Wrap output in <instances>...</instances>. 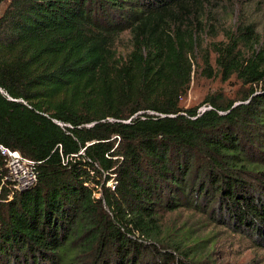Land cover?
Instances as JSON below:
<instances>
[{"label": "trees", "instance_id": "obj_1", "mask_svg": "<svg viewBox=\"0 0 264 264\" xmlns=\"http://www.w3.org/2000/svg\"><path fill=\"white\" fill-rule=\"evenodd\" d=\"M1 5L0 145L33 161L37 181L12 191L0 155V264H59L73 235L80 253V237L99 258L111 247L102 264H188L159 215L214 202L222 225L264 249V52H242L253 40L214 49L248 95L208 96L202 112L180 100L199 47L182 27L203 0Z\"/></svg>", "mask_w": 264, "mask_h": 264}, {"label": "rangeland", "instance_id": "obj_2", "mask_svg": "<svg viewBox=\"0 0 264 264\" xmlns=\"http://www.w3.org/2000/svg\"><path fill=\"white\" fill-rule=\"evenodd\" d=\"M4 8L5 5L0 6V15ZM182 28L196 31L199 47L192 56L191 82L180 106L184 109L200 107L199 111L203 112L206 108L202 104L208 96H217L226 103L235 100L234 106L242 103L239 100L248 95L251 86L244 84L236 74L225 80L215 62L214 49L229 44L230 38L236 39L243 33L242 38L253 40L250 47L242 44L246 57L264 52V0H203L199 14H192L184 20ZM116 49L122 56L127 53L130 49L128 33L120 36ZM206 59L209 60V69ZM261 88L262 84L253 86L254 90ZM113 184L110 180L106 186L112 187ZM216 208L214 202L210 207L194 205L160 213L164 238L186 252L184 255L175 250L177 259L188 264H192L191 260L193 264H264V249L256 247L251 237L234 233L222 225L219 220L223 221V218L218 216ZM73 237L58 253L61 257L59 264H102L104 260L113 261L116 257L110 247L104 258H99L96 246L91 247L84 237H80L79 244L85 241L86 252L80 253L74 246Z\"/></svg>", "mask_w": 264, "mask_h": 264}, {"label": "built area", "instance_id": "obj_3", "mask_svg": "<svg viewBox=\"0 0 264 264\" xmlns=\"http://www.w3.org/2000/svg\"><path fill=\"white\" fill-rule=\"evenodd\" d=\"M0 155L5 162L4 183L10 185L12 191H24L35 185L37 175L34 163L17 150L0 145Z\"/></svg>", "mask_w": 264, "mask_h": 264}]
</instances>
